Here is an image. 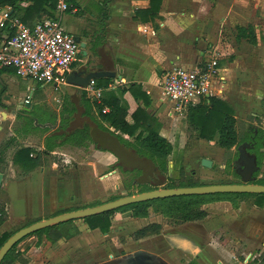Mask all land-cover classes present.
I'll list each match as a JSON object with an SVG mask.
<instances>
[{"label":"crops","instance_id":"0c3cea01","mask_svg":"<svg viewBox=\"0 0 264 264\" xmlns=\"http://www.w3.org/2000/svg\"><path fill=\"white\" fill-rule=\"evenodd\" d=\"M103 1L77 0L78 12L77 9H73L71 12L66 11L65 18H62V26L63 22H66L69 28V31H67L63 26L64 30L73 36L80 37L81 41L86 44V39L79 35L97 30L96 22L100 19ZM252 1L255 5L253 7L260 6L262 2V0ZM252 1L237 0L233 6L229 0H160V3H157V0H112L107 9L108 21L105 29V45L103 46L105 51L109 52L113 63H111L112 66L109 70L115 71L117 75L113 80L121 81L120 85L112 90L116 91L118 87L136 84L150 98V105L145 107L142 100H135L129 92L122 94L120 98L127 110V120L131 121V114L138 107L143 108L157 120L160 125V136L167 139V136L163 134L165 129L161 126V118L164 116L162 113L168 105L171 110V104L164 103L162 93L160 94V82L174 68L194 70L195 68L205 67L212 59L217 61L215 67L217 77L214 80V89L234 108L238 117L243 116L248 109L240 110L236 106V100L238 99L236 96L244 95L241 94L244 90L239 93L240 84L238 85L239 81H236V77H240V74L235 73L234 67L238 57L235 56L232 63L230 62L227 65H222V62L227 55H230L227 53L226 40H230L228 44L232 43L231 39L234 40L235 44L236 40L250 44L246 39L238 38L237 29L239 27L252 26L256 36V44L254 45L260 43L258 22L254 21L257 18L256 11L255 14L247 12ZM151 5L153 10H151ZM240 13H243L242 20L244 21L239 19L241 17ZM208 24L209 27H207ZM234 29L235 35L231 32ZM86 60L87 57L85 59L77 58L72 63L69 73L80 70L82 63ZM18 78L24 79L17 76L11 69L4 70L0 68V143L5 145L3 159L6 164L5 174H2L3 181L0 187V196L5 194L8 199L5 206L8 217L0 225V236L3 233L19 230L28 221L45 220L46 217L42 215L44 210H48L50 213L48 216H52L56 212L70 209L82 201L80 195L81 185H76V192L68 190L65 199L60 198L61 188L64 186L65 189L66 184L70 185L72 182L71 178H67L65 181L60 177H56L55 175H58V173H55L56 168L54 165L51 167H38L31 171L25 179L16 180V175L20 172V169L12 161L14 153L22 147L32 148L36 151L42 150L44 139L43 136L33 142L31 140L33 133L25 134L21 130L22 125L16 130V132H19L12 131L17 116L16 112L21 109L26 98L28 99V90L20 88L21 85L17 82ZM51 87L54 92L49 91L39 94L36 102H40V104L45 102L48 106L52 103V106L55 105L54 109L48 107V110L57 114L56 124L53 127L50 124L42 125V127L48 126L52 130L59 122L58 114L63 102V99H57L61 95L59 91L62 89L65 91L62 96H72L76 95L78 90L86 91V88L80 89L68 84L52 85ZM158 92L159 94H157ZM86 93L87 98L94 100L87 91ZM232 94L234 96H231ZM156 95L159 96L158 99H156ZM62 96L60 97L62 98ZM250 116L258 117L254 114H250ZM63 148L55 150L52 154L54 156L58 154L64 156ZM93 157L105 159L106 162L103 166L109 170L106 180H101L102 185L107 184L109 181L114 182L118 174L116 169L111 170V167L116 163V158L108 152H94ZM237 159L238 157L234 162ZM92 167L89 166L86 169L93 172L96 168ZM192 171L201 178L205 175L202 170L193 169ZM239 172L241 170L235 169L234 173ZM61 177L64 176L61 175ZM233 213L235 215L232 222L233 228H235L241 241H247L246 248L242 253L244 256L242 264H248L251 258H247L252 255H255V258H264V207L258 208L240 203L237 210L233 209ZM73 223L79 232L73 238L78 237L82 240L91 238L95 243L90 244V249H98V240L103 239L107 234H102L99 230H90L82 220H75ZM140 228L132 229L131 232L133 233ZM217 228L215 229L218 230ZM223 233V236H225L224 231ZM35 239L37 242V238ZM69 240L52 244L43 239L38 247L34 243L33 247L28 248V251H26V255L30 256V260L26 261L25 264H43L42 259L40 260L43 256L51 258V262L48 264H68L63 257L66 255L65 250L60 248L64 247V241ZM212 242L222 246V243L216 241V239H212ZM129 244L126 243V245ZM55 247H57V250H55L57 251V257H50V253ZM120 249L124 251V247ZM25 250L21 251L24 252ZM114 251V256L119 254V248H114ZM259 263L264 264L262 261Z\"/></svg>","mask_w":264,"mask_h":264},{"label":"trees","instance_id":"16d2710c","mask_svg":"<svg viewBox=\"0 0 264 264\" xmlns=\"http://www.w3.org/2000/svg\"><path fill=\"white\" fill-rule=\"evenodd\" d=\"M111 1L104 0L101 4L102 12L100 19L96 22L97 30L79 35L86 39L87 64H89L88 68L93 71H111L109 68L113 64L109 52L105 51L103 47L105 45V29L108 21L107 9ZM65 3L68 7L67 12H71L73 9H77L78 12L77 0H65ZM157 3H160V0H157ZM0 6L10 8V16L12 18H16L30 27L44 17L56 19L57 14V0H0ZM151 10H153L152 5ZM237 32L238 38L246 39L252 45L256 44V36L252 26L239 27ZM12 33L13 31L7 28L0 29V42L4 36H10ZM78 58L85 59L81 52ZM2 69L13 70L12 68ZM113 81L110 78L94 80L95 88L102 90L101 97L97 100L87 98L85 90H78L77 94L72 96L65 95L58 114L59 122L52 130L48 126L42 127L45 124H50L52 127L56 124L57 114L51 110L47 109L46 113L38 117V120L28 117L23 119L21 130L25 134L33 133L44 136L43 149L36 151L32 148L22 147L14 153L12 161L20 169L16 180L25 179L31 171L38 167H51L53 165L51 159L54 157L52 153L55 150L65 146H82L86 142H90L99 152H108L116 157L115 149H121L125 158L148 161L157 169L159 174L155 175V178L157 181H161L160 184L150 178V181L146 182L148 183L147 185H138L140 177H135L130 183L124 184V188L128 190L126 196L134 195L129 190L131 185H138L136 194L158 190L159 187L162 189H177L205 185L200 183L198 178L191 176L193 173L189 175L185 172L180 158L170 159L173 153V145L166 138L160 136V125L152 115L148 114L143 108L138 107L131 114V121L127 120V110L120 96L129 92L135 100H142L144 106L148 107L150 98L141 91V87L136 84H129L126 87H118L116 91H110L107 87ZM105 109L106 111H104ZM22 111L17 113V118H22ZM187 121L193 130L197 132L200 139L213 141L217 136V145L224 153L229 154L232 148L237 149L238 146L244 143L252 145L251 151L256 157V164L258 168L261 166L263 159L261 150L264 148V124L262 128H256L250 122L259 121L258 117L249 116L245 122L238 121L234 108L220 95L212 94L201 98L199 103L188 108ZM4 150L5 145L0 143L1 174H5L6 169L3 159ZM237 156L238 152L236 151L227 164L228 169H230L232 161ZM170 164L172 165L171 168H169ZM116 168L122 173L133 171L130 170L132 169L131 167L122 164L117 157L116 163L111 167V170ZM170 170L172 174L174 173L173 176H170ZM233 174L235 177H239L234 172ZM63 175L69 178V175ZM253 178L254 180L249 184L264 186L263 176L258 177V173H256ZM217 184H240V182H220ZM120 197L122 196H114L109 201ZM247 199H252V202H248ZM214 202H229L234 209H237L240 203L262 208L264 207V194L227 193L159 198L126 205L103 214L89 216L82 219V221L90 230H99L102 234H108L110 231L112 225L111 217L115 213L129 212L130 217L138 219L148 218L152 213H159L167 220L168 224L179 226L205 219L207 213L202 207ZM7 203L6 195L2 194L0 196V225L8 217L5 210ZM99 204L101 203L92 206ZM83 208L72 207L52 216H47L45 220L62 213ZM38 221L42 220L28 221L23 227ZM17 231L3 233L0 236V248ZM161 231L160 224L152 223L136 230L131 234V237L134 241H137L146 237L158 236ZM78 233L73 221H66L43 228L16 243L5 255L1 264H25V258H22V254L15 251V249L18 244L28 237L37 238L36 247H38L43 239L53 244L60 240H69ZM259 260L264 262L263 257H260ZM191 264H196V262Z\"/></svg>","mask_w":264,"mask_h":264},{"label":"rangeland","instance_id":"374dc122","mask_svg":"<svg viewBox=\"0 0 264 264\" xmlns=\"http://www.w3.org/2000/svg\"><path fill=\"white\" fill-rule=\"evenodd\" d=\"M235 1L237 0H229L233 6L235 5ZM253 6L255 5L252 1L249 4L250 9L248 8L247 12H252V14H255L256 11L255 15L257 18H255L254 21L258 22V30L261 37L260 43L255 46L248 43L245 44V41L242 42L235 39V44L234 40L231 39L232 43L228 44L230 40H226V44L228 46L227 53L230 55L226 56L222 62V65H227L230 62L232 63L233 58L235 56L238 57V61L234 64V67L235 73L240 74V77L237 76L236 81L238 80V85L240 84L238 89L239 93H241V90H244V92L241 93L244 95H240L239 97L236 96L238 98L236 100V106H238L240 110H248L241 117H238L235 111V116L237 117L238 121L245 122L247 121L250 114L257 115L259 121L250 122L254 127L262 128L264 124V0H262L260 6ZM60 15L62 18H65L66 12L61 13ZM240 16L241 17L239 19L244 21L242 20L243 13H240ZM66 24V22H63L65 30L69 31V28ZM207 27H209V24ZM231 32L233 35H235V29ZM17 82L19 85H21V89H26V91L28 90V99L26 98L28 104H22V118H15L12 127L13 132H16L19 126L22 125L24 118L28 117L38 120V117H41L42 114L46 113L48 107L53 109L55 108V105L52 106L53 103L48 106L45 102H42L41 104L40 102H36L39 94L47 93L49 91L54 92L53 88L51 87L52 85L36 84L33 80H25L20 78L17 79ZM59 92L61 94L60 96L65 93L63 89ZM157 94H159V92ZM60 96L57 97V99L62 100L64 95L62 98ZM231 96H234V94ZM158 97L159 96L156 95V99H158ZM163 101H165L164 103L169 104V102L164 98ZM188 108L181 114H175L173 117H170V106L168 105L165 111L162 113L164 116L161 118V126H163L165 129V133L163 134L164 136H167V140L173 145V153L171 154L170 159L175 160L176 158H180L185 172L189 175L193 173L191 176L198 178L200 183L205 185H213L220 182H240L241 179H239V177H235L233 172H235V169L241 171L243 169L246 171L251 169L253 154L250 152L247 153V149L251 146L245 144V147H241V151L244 149L246 150V152H243L244 159L238 162V164L234 163V159L231 163L230 169H228L227 164L232 159L236 151L239 154V147H237V149L232 148L231 153L227 154L218 147L217 136L213 141L200 139L197 132L193 130L187 121ZM21 109L19 111H21ZM40 138H42V136L39 134L31 135V140L33 142H36ZM261 151L263 154V159L259 170L256 172L258 173V177H264V148ZM63 152L64 156L60 154L55 155L51 159V163L56 168L55 173H58V175H55L56 177H60V179L62 178L66 181L67 177L63 174H67L69 175V179L71 178L72 184H66V188L64 189L63 186L59 192L61 199L66 198L68 190H74L76 192V185H81L80 195L82 201L79 204H75L73 208H83L95 205L97 203H104L109 201L114 196H126L128 190L124 188V184L130 183L133 178L138 176L140 177L142 174V171H140L136 166L130 169L133 171L126 173H122L118 168H116L118 174L116 175L117 179L114 182L109 181L107 184L102 185L101 180H106L109 170L105 169L103 166L106 162L105 159L93 157L94 152H99L94 148L93 144L86 142V144L82 146H65L63 148ZM202 159H208L212 161L211 169H206L200 165V161ZM135 160L142 163H148V161L145 160ZM142 163L140 165H142ZM89 166L90 168L94 166V168H96L95 171H88L86 168ZM171 167L172 165L170 164L169 168ZM193 169L202 170L205 175H203L201 178L199 175L195 174L194 171H192ZM170 173V176H173L174 173L172 174L171 171ZM59 174L64 177H61ZM147 184L148 183L144 182L139 183L138 185ZM138 185H131V187H129V190L134 195L137 193ZM159 189L162 188L159 187ZM75 192L73 193L75 194ZM247 201L251 203L252 199H247ZM202 208L207 213V217L205 219L198 223H188L179 226L168 224L167 220L159 213H152L150 217L144 219H134L130 217L129 212L115 213L111 217L112 225L110 231L106 237H103V239L100 238L98 240V249H90V244L95 243L93 239L88 238L87 240H82L81 238L75 237L69 241H64V247L60 248L65 250L64 253H66V255L63 256L64 261H66L68 264H103L111 260L124 261L129 255L133 256V254H135L137 251L143 249L150 252L158 259L164 258L165 260L173 262L174 264H185L191 260L200 262L199 260H195L198 259L197 254L200 252H203L204 257L207 256L215 264H242V261L244 260L242 253L246 248L245 244L247 241H241L239 236L236 234L237 232L235 228H233L232 222L234 221L235 215L229 202L209 203L204 205ZM42 213L44 217L50 215L48 210H44ZM152 223L161 225L162 231L159 237H150L148 240L141 243H136L134 240L130 239L132 229L140 228ZM215 228L220 230L211 234L212 231L216 230ZM222 230L225 232V236H223L224 233ZM174 237L178 238L179 242H181V245L184 242H188L192 246L191 252L187 253L183 250H180L178 248L180 247L179 245L177 248H174L173 244H171L168 240L169 238ZM212 239H216V241L222 243V246L213 243ZM34 243H36V239L28 237L16 247L15 251L23 254L22 258H25V260L28 261L30 260V256L26 255V251H28V248L33 247ZM56 243L58 244L59 241ZM126 243L130 244L126 245ZM183 245H185V243ZM121 246L124 247V254L114 257L111 256L112 254H115L114 248H119L118 253L120 254L122 252L120 249L122 248ZM24 249L26 250L22 252L21 250ZM55 250H57V247H55L51 253L48 252L51 255L50 257H57V251ZM40 253L42 254V252ZM113 258L115 260H113ZM257 258L249 261L248 264H260V260ZM41 259L43 264H48L51 262V258H48L47 256H43V258H40V260ZM198 264H201V262Z\"/></svg>","mask_w":264,"mask_h":264},{"label":"built area","instance_id":"2783aa9c","mask_svg":"<svg viewBox=\"0 0 264 264\" xmlns=\"http://www.w3.org/2000/svg\"><path fill=\"white\" fill-rule=\"evenodd\" d=\"M56 9V19L44 17L30 27L12 18L10 8L0 6V29L13 31L0 42V68H12L17 76L33 80L36 84H66L70 67L77 60L81 48L74 36L62 26L60 14L68 9L65 0H57ZM216 66V59H212L205 67L194 70L177 67L163 77L160 88L163 98L171 104L170 116L181 114L203 97L217 94L214 89ZM120 83V80H114L107 89L112 90ZM86 91L94 100L100 99L102 94L101 89L95 88L94 81L89 83ZM24 103L28 104V101ZM250 258L253 260L255 256L247 259Z\"/></svg>","mask_w":264,"mask_h":264},{"label":"water","instance_id":"95a60500","mask_svg":"<svg viewBox=\"0 0 264 264\" xmlns=\"http://www.w3.org/2000/svg\"><path fill=\"white\" fill-rule=\"evenodd\" d=\"M75 41L80 45L81 53L83 57H87V52L85 50L86 44L81 41L80 37L74 36ZM87 60L82 63L80 70L72 71L68 74L66 79V84L76 86L77 88L84 89L86 88L91 81L100 78H110L115 79L117 77L116 72L114 71H93L88 68ZM239 147H245V144H242ZM116 150V157L120 159L121 163L125 166L133 168L136 166L142 174L139 178L140 183H146L150 181L152 178L157 184H160L161 181L155 178V175H158L159 172L151 163H142L135 159H127L123 156L121 149ZM243 151H239L238 159L234 162L238 164V162L244 159ZM115 157V158H116ZM142 163V165H140ZM200 165L206 169H211L212 161L208 159H202L200 161ZM258 166L256 164L255 155L252 157L251 161V169L250 170H242L237 173L240 177V184H213V185H201L197 187H189V188H177V189H158L154 191L139 193L132 196H122L118 199L107 201L101 203L96 206L87 207L83 209H78L66 213H62L60 215L53 216L49 219L35 222L29 226L23 227L15 232L12 236H10L6 242L0 248V264L5 257V255L9 252V250L20 240L25 238L26 236L33 234L43 228H47L51 225L63 223L66 221H75L82 220L89 216H94L98 214H103L118 208H121L126 205L139 203L142 201L155 200L159 198H168L175 196H188V195H209V194H227V193H241V194H264V186L260 185H252L249 184L254 180L253 173L257 172ZM171 171V170H170ZM245 173V174H243ZM3 175L0 173V187L2 186ZM185 243V245H183ZM181 245V242L177 241V244L186 249L192 250V246L188 242H184ZM118 264H156V261L150 257H136L133 256L131 259H127L126 261H122Z\"/></svg>","mask_w":264,"mask_h":264},{"label":"flooded vegetation","instance_id":"af4514ba","mask_svg":"<svg viewBox=\"0 0 264 264\" xmlns=\"http://www.w3.org/2000/svg\"><path fill=\"white\" fill-rule=\"evenodd\" d=\"M251 147H249L248 149H247V153L248 152H250L251 154H252V148H253V146L252 145H250ZM238 157V156H237ZM254 175V174H253ZM239 179H240V177H239ZM230 204V203H229ZM231 205V204H230ZM231 207H232V205H231ZM233 208V207H232ZM238 208H239V206H238ZM237 208V209H238ZM234 209V208H233ZM237 209H235V210H237ZM198 222H200V221H197V222H191V223H198ZM185 224H188V223H185ZM148 225V224H147ZM183 225V224H182ZM219 230V229H218ZM218 230H216L215 232H217ZM215 232H211V234H213V233H215ZM134 233V232H133ZM132 233V234H133ZM160 235H158V236H155V237H159ZM151 237H154V236H151ZM150 237H146V238H143V239H140V240H137V241H134V242H136V243H141V242H144V241H146V240H148ZM130 239H132V237H130ZM133 240V239H132ZM169 240V242L171 243V244H173V246H174V248L176 247H178V244H177V241H179L178 240V238H176V237H174V238H169L168 239ZM180 250H183V251H185V252H187V253H190L191 252V250H189V249H186V248H184V247H178ZM122 254H124V251H122L120 254H118V255H122ZM113 257H114V255H112ZM115 256H117V255H115ZM133 256H136V257H150V258H153L155 261H156V264H174L173 262H170V261H168V260H165L164 258H162V259H158L156 256H154L153 254H151L150 252H148V251H145V250H139V251H137L135 254H133ZM132 255H129L128 256V258L127 259H131L132 257H133ZM117 258V257H116ZM197 258L198 259H195V260H199L200 262H201V264H215V263H213L207 256L206 257H204V254H203V252H200V253H198L197 254ZM127 259H125V261L127 260ZM113 260H115L114 258H113ZM120 262H122V261H109V262H105V263H103V264H118V263H120ZM192 262H196V261H193V260H191V261H188V262H186L185 264H191ZM200 262H196V264H198V263H200Z\"/></svg>","mask_w":264,"mask_h":264}]
</instances>
